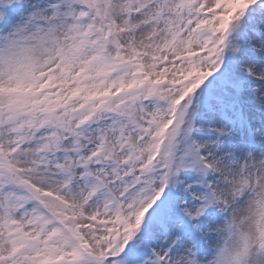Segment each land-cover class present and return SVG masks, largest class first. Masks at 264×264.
Segmentation results:
<instances>
[{
	"label": "snow or ice",
	"instance_id": "1",
	"mask_svg": "<svg viewBox=\"0 0 264 264\" xmlns=\"http://www.w3.org/2000/svg\"><path fill=\"white\" fill-rule=\"evenodd\" d=\"M0 264H264V0H0Z\"/></svg>",
	"mask_w": 264,
	"mask_h": 264
}]
</instances>
